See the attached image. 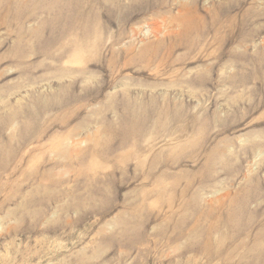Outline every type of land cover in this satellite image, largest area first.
Returning <instances> with one entry per match:
<instances>
[{
  "label": "rangeland",
  "instance_id": "1",
  "mask_svg": "<svg viewBox=\"0 0 264 264\" xmlns=\"http://www.w3.org/2000/svg\"><path fill=\"white\" fill-rule=\"evenodd\" d=\"M0 264H264V0H0Z\"/></svg>",
  "mask_w": 264,
  "mask_h": 264
}]
</instances>
